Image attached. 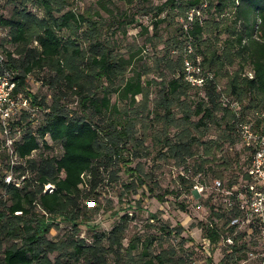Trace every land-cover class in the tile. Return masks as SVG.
Wrapping results in <instances>:
<instances>
[{
    "label": "trees",
    "instance_id": "obj_1",
    "mask_svg": "<svg viewBox=\"0 0 264 264\" xmlns=\"http://www.w3.org/2000/svg\"><path fill=\"white\" fill-rule=\"evenodd\" d=\"M120 1L123 6L98 0L99 8L82 10L77 0H6L11 13L0 12V29L7 30L0 38V72L10 71L16 84L14 95L23 94L31 103V109H22L11 119L13 145L0 154L6 163H0V264H174V249L154 251L157 237L135 235L126 243L128 215L121 216L109 231L90 227L91 241L81 236L82 225L91 220L84 199L104 182V172L122 165L132 178L125 186L135 193L147 184L140 168L132 164L142 157L136 148L145 138L137 132L145 125L143 113L151 112V103L152 114L162 124L152 134L162 157L184 164L196 156L194 147L201 146L204 156L198 174L211 170L223 177L211 165L220 160L217 155L223 142L204 140L212 125L223 127V139L232 144L241 142L238 127L243 122L264 134V0ZM198 10L200 14L190 20L189 14ZM142 18H151V23ZM134 25L141 26L156 50L152 63L142 61L148 55L147 43L130 45L122 52L114 41L119 33L128 35ZM163 25L174 26L175 33L164 39ZM198 57L204 70L213 74L202 88L185 78V60L197 62ZM151 74L155 77L149 78ZM32 75L53 90L52 103L31 93L28 79ZM152 87L157 92L153 102ZM223 96L239 102L238 112L224 106ZM72 97L78 110L68 105ZM39 110L43 117L38 131L25 129L24 121ZM2 125L0 118V134ZM20 128L23 135L14 139ZM172 128L179 130L173 136ZM41 140L61 143L62 155L33 157L41 149ZM242 146L244 183L251 180L252 149ZM222 158L229 168L228 160ZM8 173L12 183L5 180ZM110 177L117 179V172L111 171ZM182 179L188 190L196 186L194 179ZM47 185L54 190L46 191ZM237 185L230 182V188ZM166 194L159 193V201L165 202ZM62 220L71 223L72 234L50 239L48 235ZM162 229L168 235L183 230L167 225ZM202 230L212 246L224 236L214 222L203 224ZM244 235L248 243H255L258 230L247 229ZM247 247L246 241L239 243V237L235 238L232 253L219 264L237 262L233 255Z\"/></svg>",
    "mask_w": 264,
    "mask_h": 264
},
{
    "label": "rangeland",
    "instance_id": "obj_2",
    "mask_svg": "<svg viewBox=\"0 0 264 264\" xmlns=\"http://www.w3.org/2000/svg\"><path fill=\"white\" fill-rule=\"evenodd\" d=\"M80 9L84 10L89 7L99 8L98 0H77ZM119 6H123L120 0H114ZM165 0H152V4H158ZM10 5L6 4V0H0V12L6 15L11 13ZM112 7V6H111ZM39 15L43 12L39 9H34ZM134 10H141L136 8ZM105 18H110V15L102 11ZM140 15V14H139ZM143 17V16H141ZM144 23H151L150 19L142 18ZM175 33L174 26L166 28L163 25L161 35L164 39ZM7 30L0 29V38L5 37ZM147 34L142 32L141 26L134 25L128 30V35L123 36L121 33L114 37L117 42V47L122 52H127L130 45L135 47L143 46L147 43L148 55H143V62L152 63V56L156 53L153 50L151 43L147 42ZM147 76H145L146 78ZM155 77L151 74L149 78ZM29 90L32 94L38 96L39 100H46L47 103H52L54 92L43 81L39 80L38 75H32L28 79ZM223 85V82H221ZM157 95L156 88L152 87V102ZM142 99L141 96L138 97ZM69 107L73 110H78L76 98L72 97L69 102ZM151 112L148 110L143 113V121L145 125L139 126L137 132L138 136L145 138L144 144L137 146V151H140L142 157L134 159L133 167H139L142 172L143 178L146 180L144 187L139 188L138 192L128 190L125 183L131 181V177L125 172L122 165L114 166L103 173L105 177L104 182L94 193L84 199L85 210L88 217L91 218L89 222L83 224L81 229V236L86 237L91 241L94 231L90 227L95 225L99 231H109L121 219V216L128 215L129 227L126 233V243H128L135 235H140L143 239L146 236L157 237L158 242L155 244V252L162 249H174L176 258L174 264H219L226 255L232 253V245L235 238L239 237V243H247L245 251L238 252L233 255L237 257V262L230 264H260L263 259V251L258 239L255 243H248L247 235L244 232L248 229L247 217H241L238 213L239 209L232 199V192L234 189L230 188V182L236 181L238 184L243 183L241 178L244 175V158L245 152L242 143L237 140L232 144L230 141L223 139L224 128L212 125L204 140L217 139L223 142V150L218 153L217 157L211 165L216 170L223 173L222 178L215 176L211 170L205 173H197L199 170V163L202 162L204 150L200 146H195V157L188 158L186 163L180 164L179 160L171 157H162L160 146L155 145V139L152 134L155 129L162 128V124L156 121L153 112V103L150 104ZM81 114V111H78ZM179 115V113H178ZM43 117L42 111L33 112L30 117L24 121L25 129L31 128L37 132L41 126ZM146 117V118H145ZM30 122L31 124H28ZM20 128L15 132L14 139H20L24 130ZM179 131L177 128L171 129V136ZM198 135V131L194 132ZM238 139V138H237ZM0 154L10 148L6 135L0 134ZM49 144L51 147H47ZM130 147H133L131 145ZM135 147V146H134ZM61 156L63 147L61 143H52L51 141L41 140V149L33 153V157H40L41 154ZM225 157L229 162V168L224 166ZM3 156H0V163L6 165L3 161ZM111 171L117 172V179L110 177ZM182 176L194 179L196 185H199L203 190L195 191L188 190L182 179ZM220 180L223 184L221 189L216 186V181ZM153 187L154 192L149 191ZM84 190L88 191L86 184L83 186ZM166 194V201L161 202L157 198L159 193ZM101 205V208L98 207ZM185 206V210L183 208ZM220 214L221 216H218ZM153 215L157 217L153 219ZM214 222L218 224L220 229L223 230L224 236L217 245L206 243V238L203 237L202 226L206 223ZM59 227L52 229L48 237L53 240L63 238L68 232L72 234V225L68 221L62 220ZM163 225L171 228L182 227L180 234L173 233L168 235L162 229ZM235 227L232 231V227ZM231 239V240H228ZM1 252V250H0ZM251 252L256 257H251ZM241 256L242 258H238ZM54 258V256H52Z\"/></svg>",
    "mask_w": 264,
    "mask_h": 264
},
{
    "label": "built area",
    "instance_id": "obj_3",
    "mask_svg": "<svg viewBox=\"0 0 264 264\" xmlns=\"http://www.w3.org/2000/svg\"><path fill=\"white\" fill-rule=\"evenodd\" d=\"M195 13L200 14V11H193L189 14L188 18L193 19ZM187 28V26H186ZM190 51L192 48L190 47ZM200 57L197 62L187 58L185 60L186 80L193 86L202 88L210 79L213 78L211 72H207L200 65ZM249 76L252 78L254 73L250 71ZM15 82L12 79L11 72L5 70L0 72V118L3 123V133L8 139V146L12 148L13 139L10 136V121L14 118L22 109H31L30 99L23 94L18 96L14 95ZM224 106L232 108L238 112L239 102L237 100H231L229 97L223 96ZM239 133L241 137V143L245 147L252 149V162L249 168L250 181L244 182L242 185L238 184L233 189L232 197L234 202L237 200V206L240 211L241 217H247L248 231L252 233L254 229L258 230V243L261 245L264 252V134L259 132L252 123L243 122L239 124ZM13 153V150H12ZM15 161H13L14 163ZM7 183L13 182L12 173H8L5 177ZM19 185V183H17ZM216 186L221 189L223 184L220 180L216 181ZM195 191L201 187L199 185L194 186ZM54 187L52 185L46 186V191L52 192ZM203 190V187L200 189ZM254 223V226L250 224ZM231 240V239H228ZM206 243L211 246V241L206 240ZM251 257H256L251 252ZM260 264H264L263 259Z\"/></svg>",
    "mask_w": 264,
    "mask_h": 264
}]
</instances>
